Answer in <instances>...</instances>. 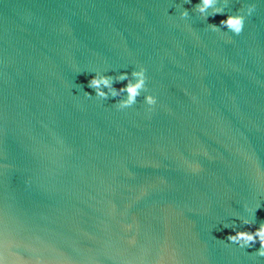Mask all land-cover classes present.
<instances>
[{"label": "water", "instance_id": "95a60500", "mask_svg": "<svg viewBox=\"0 0 264 264\" xmlns=\"http://www.w3.org/2000/svg\"><path fill=\"white\" fill-rule=\"evenodd\" d=\"M198 2L0 0L7 264H264L226 240L264 222V0ZM140 67L131 107L87 86Z\"/></svg>", "mask_w": 264, "mask_h": 264}, {"label": "clouds", "instance_id": "9594fccd", "mask_svg": "<svg viewBox=\"0 0 264 264\" xmlns=\"http://www.w3.org/2000/svg\"><path fill=\"white\" fill-rule=\"evenodd\" d=\"M190 3L191 0H188ZM217 0H199L195 5V11L200 13L202 16L210 8H214ZM245 14L250 15L253 11V6L249 5L244 10ZM217 14H223L220 9H215L209 13L210 16H215ZM181 17H187V10H183L180 13ZM207 20L208 16H204ZM245 16L239 13L237 14H228L225 19L219 21V26L215 24H209V27L213 30H219L221 28L230 31L234 35H239L244 27ZM126 82L122 87H114V82ZM146 76L145 69L143 67L133 70L130 73L122 72L115 77L109 75L94 74L89 80L87 86L93 89L95 96L107 100L109 97L115 98V106L119 109H125L134 105L137 101V98L141 95V92L145 90ZM84 95L90 96L88 92H84ZM144 102L151 107L156 103V98L152 95H145ZM189 167L195 172L199 170L198 165H189ZM243 225H247L249 228H252L254 225L253 220L247 218L241 221ZM126 229H131L133 225L129 224L125 226ZM228 228V225L224 226ZM231 229L234 234H229L226 236V240L241 248H251L257 242L259 243V248L256 251V255L264 257V222H261L257 227L252 230H237L236 224L233 223ZM130 244H134L135 240L130 239ZM0 264H7L5 257L0 254ZM12 264H29L28 261H25L19 257ZM163 264V261L160 262Z\"/></svg>", "mask_w": 264, "mask_h": 264}]
</instances>
